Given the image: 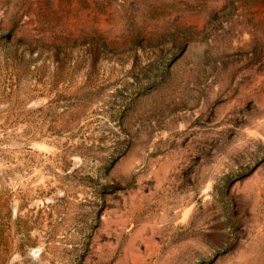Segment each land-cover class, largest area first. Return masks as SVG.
<instances>
[{"label": "rangeland", "instance_id": "obj_1", "mask_svg": "<svg viewBox=\"0 0 264 264\" xmlns=\"http://www.w3.org/2000/svg\"><path fill=\"white\" fill-rule=\"evenodd\" d=\"M0 264H264V0H0Z\"/></svg>", "mask_w": 264, "mask_h": 264}]
</instances>
